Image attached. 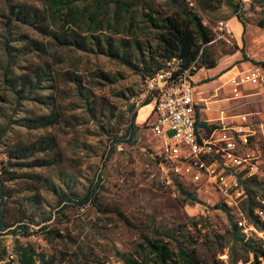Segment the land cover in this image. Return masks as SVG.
Returning a JSON list of instances; mask_svg holds the SVG:
<instances>
[{
	"label": "rangeland",
	"instance_id": "374dc122",
	"mask_svg": "<svg viewBox=\"0 0 264 264\" xmlns=\"http://www.w3.org/2000/svg\"><path fill=\"white\" fill-rule=\"evenodd\" d=\"M209 1L213 7L204 8L195 0H77L69 6L62 0H0V126L4 127L0 172L12 177L3 182V209L7 223L22 217L20 223L28 232L0 231V264H18L14 245L43 252L51 264H123L116 250L141 264H152L137 244L146 235L162 238L174 249L168 233L205 264H219L223 253L228 261L231 254L234 262L253 264L250 252L231 244L228 213L214 195L179 180L181 188L202 202L196 203L169 182L158 139L146 125L151 112L136 125L133 141L114 145L103 160L111 138L127 125V106L136 107L149 95L144 79L116 59L58 46L50 37L52 31L62 30L108 35L113 46L122 43L126 56L138 62L134 42L144 52L156 44L157 30L148 16L159 20L191 9L208 27L216 19L238 15L244 24L240 46L245 58L264 60V0H250L238 13L217 0ZM203 48L208 60L227 63L231 60L227 55L239 46L213 41ZM239 60L245 67L258 66ZM72 78L80 81L85 95L78 94ZM251 90H260L254 96L258 106L252 109L264 108V85ZM41 115L55 119L44 127H29L28 120ZM46 139L53 140L50 147L38 145ZM17 149H24L22 158L14 155ZM96 174L101 177L96 204L58 212L56 202L62 194L82 196ZM254 205L253 188L247 186L242 209ZM106 207L121 211L133 227ZM48 212L52 215L45 228L28 219L41 220ZM252 237L256 240L254 233ZM9 252L12 259L6 261Z\"/></svg>",
	"mask_w": 264,
	"mask_h": 264
},
{
	"label": "built area",
	"instance_id": "2783aa9c",
	"mask_svg": "<svg viewBox=\"0 0 264 264\" xmlns=\"http://www.w3.org/2000/svg\"><path fill=\"white\" fill-rule=\"evenodd\" d=\"M233 1L238 13L250 0ZM210 31V42L235 44L229 18L214 20ZM180 63V59L166 60L144 82L153 102V118L147 126L158 139L159 155L167 167L168 180L173 184L182 180L214 195L243 240L253 238L254 233L264 247V232L255 227L241 206L246 187L251 186L255 197L252 216L264 224V110L237 114L235 122L221 123L208 134L198 135L191 82L195 63L185 68L179 67ZM227 83L232 97L240 98L245 85H264V69L252 65L236 72ZM226 114V110H218L219 120ZM11 255L9 252L8 257ZM219 258V264H247L228 261L226 253ZM259 264L264 261L260 259Z\"/></svg>",
	"mask_w": 264,
	"mask_h": 264
},
{
	"label": "trees",
	"instance_id": "16d2710c",
	"mask_svg": "<svg viewBox=\"0 0 264 264\" xmlns=\"http://www.w3.org/2000/svg\"><path fill=\"white\" fill-rule=\"evenodd\" d=\"M9 1V0H6ZM77 0H62V3L66 6H69L71 3ZM197 4L201 5L204 8L213 7L211 1L209 0H195ZM218 3H222L236 10V4L233 0H217ZM179 14L174 12L169 15L161 17L159 20L153 19L151 16H148L149 22L157 30L156 32V44L153 50L144 52L139 50V45L135 43L136 49L140 54V60L138 62H133L126 56L123 44L118 46H113V41L108 35H91L79 34L75 30H62L59 32L52 31L50 34L53 42L58 46L70 47L80 51L91 52L104 54L110 58L116 59L124 63L129 69L137 73L140 78L145 79L150 77L154 72L160 69L166 60L172 58L180 59L181 63L178 65L181 68L189 66L192 62L195 63V70L204 67L209 68L215 65L213 59L208 60V54L203 48L206 44L210 43L212 39V33L210 27L202 24L199 17L196 15L195 11L188 10ZM35 16L34 14L32 15ZM237 19L240 21L239 16L236 15ZM221 43V42H220ZM222 44V43H221ZM127 45V43H124ZM242 54L241 47L239 48ZM243 57V55H242ZM247 59V58H245ZM249 60V59H248ZM253 64H257L262 69H264V60L254 61L249 60ZM43 70V69H41ZM40 70V71H41ZM193 70L191 75L195 72ZM39 71V72H40ZM43 73V72H42ZM98 77L109 80V77L103 74L102 72H97ZM75 84V89L78 91L79 95H85L83 90H80V81L71 79ZM87 91V90H86ZM151 100V94L145 96L139 103V106L147 104ZM88 110V108H87ZM127 110L130 112L128 117L127 125L122 134L114 136L111 138V141L107 144L106 148L103 151L102 157L103 160L108 159L113 151V146L119 143H131L134 139L136 124L134 122L135 110L132 104L127 106ZM55 117L51 115L38 116L37 118L30 119L29 127H44L52 123ZM196 124V122H195ZM4 133V127L0 126V138ZM44 143V145L50 147L53 143L52 139L41 140L38 142V145ZM24 149H17L14 152L16 158H22L21 153ZM11 176H2L0 172V231H9L12 234H28L27 226L20 223L23 220L21 217L19 220L14 222V224H9L5 221V214L3 209L4 204V180L11 179ZM101 177L99 174H96L93 182L89 184L85 192L80 197H75L72 194H62V197L57 200L56 206H58V212H62L71 206L82 207L88 203L96 204L95 193L100 186ZM178 191L183 194L185 197L196 203H202L196 196L190 192L184 190L180 187L179 183L174 184ZM218 206L215 205L214 208ZM106 211L113 212L119 219H121L126 225L133 227V224L128 220L126 216L123 215L121 211L116 208H105ZM246 214L249 218L252 219L255 227L264 232V224L257 221L252 216V207L250 206L246 210ZM52 212H48L41 220H35L32 216L28 219L34 225H39V229L46 227V222L50 220ZM229 228L227 230L228 238L231 241V244H238L244 250L248 251L252 255L253 264H259L260 259L264 261V247L262 246L259 240H252V238L243 240L242 235L234 224L233 221L228 217L227 218ZM168 240L173 241L175 248H171L168 244V241L163 240L162 238H148L146 235H143L142 240L137 244L141 250L151 259L152 264H205L204 261L198 260L191 251H188L180 246V242L174 238L172 233L165 235ZM15 249V261L18 264H51L52 260H48L46 255L43 252H35L33 248L28 246H13ZM117 257L123 264H141V261L137 258H127L123 253L115 251ZM12 258L6 257V261L11 260ZM230 262H234V257L230 254ZM220 263V262H219Z\"/></svg>",
	"mask_w": 264,
	"mask_h": 264
},
{
	"label": "crops",
	"instance_id": "0c3cea01",
	"mask_svg": "<svg viewBox=\"0 0 264 264\" xmlns=\"http://www.w3.org/2000/svg\"><path fill=\"white\" fill-rule=\"evenodd\" d=\"M229 22L231 23L234 43L240 46L241 42V33L244 29V24L239 21L236 17H230ZM242 50V47H241ZM240 53V54H239ZM243 55V57H242ZM230 57L227 63L216 62L214 66L209 68H203L204 71H201L199 75L196 76L195 79L192 77L198 69L191 75L192 82V98L194 104V117H195V130L198 135L208 134L212 129L219 126L221 123L223 124H231L236 121L235 116L237 114L243 112H251L256 110H264V108H257L256 99L254 96L260 94V90L254 92L251 89L255 86L245 85L242 88V96L240 98H233L230 93V87L227 83L228 79L234 75L236 72L243 70L245 68V64H242L244 61L239 60L240 57L242 60L245 59V55L242 50V54L240 49L233 52L231 55H227ZM243 66L239 69L240 66ZM218 91H221L220 94ZM226 110L227 114L224 116L223 120H219L218 110ZM135 117L134 122L137 125L141 123L146 116H148L151 112L153 118V102L150 100L147 104L134 107ZM149 122L146 123V125Z\"/></svg>",
	"mask_w": 264,
	"mask_h": 264
}]
</instances>
